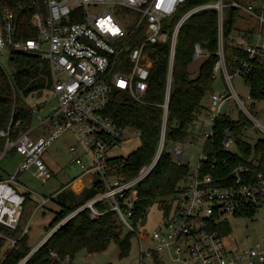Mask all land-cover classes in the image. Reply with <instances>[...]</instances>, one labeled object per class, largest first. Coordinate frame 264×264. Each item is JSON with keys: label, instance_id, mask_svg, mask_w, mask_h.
I'll return each instance as SVG.
<instances>
[{"label": "built area", "instance_id": "built-area-1", "mask_svg": "<svg viewBox=\"0 0 264 264\" xmlns=\"http://www.w3.org/2000/svg\"><path fill=\"white\" fill-rule=\"evenodd\" d=\"M185 1L3 0L5 10L0 18V65L1 58L6 55L10 58L14 54L39 55L50 65L52 88L49 94L56 98L57 105L50 116L39 123L38 126L45 129L38 139L31 136L33 127L22 133L16 141L10 140L11 125L7 131L0 132V138H6L4 150L0 152V162L13 150L22 157L16 173L0 180L2 227L15 230L22 219L26 196L15 187L18 185L17 177L30 171L35 177L50 179L52 173L44 156L57 139L71 132L78 138V145L84 149L76 159V165L81 170L80 176L95 175L90 187L100 177L103 180L101 185L107 191L86 203L70 217L89 208L92 210L91 217L97 218L100 213L94 208V204L112 199L115 204L113 210L118 211L126 226L134 230L120 208L118 199H122L129 208L134 207L138 197L135 187L150 175L164 151L178 35L183 23L196 13L206 10L217 13L219 60L214 66L213 76L216 78L218 74H222L232 93L210 94V108L203 118L200 117L193 124V131L199 129L205 140L213 138L217 118L223 114L226 103L234 98L240 113L250 121L251 128L253 124L256 129L264 132V127L256 121L249 106L241 100L232 85L234 76L246 78L250 74L251 65L245 62L231 74L225 56L227 10L233 9L238 12L239 28L242 18L240 13L243 12L259 21V29L255 26H241L242 29L231 36L230 45L246 51L251 61L264 62V0H260V12L252 5L243 4L244 0H216L196 6L182 16L169 36L164 29V20L173 16ZM100 6H106V9L99 14L91 13V9ZM16 10L23 15H17ZM128 10L136 15L132 22L121 25L120 20ZM28 21L32 22V26L29 24L27 27ZM138 28H144V36L137 46H132V35ZM33 33V37H24ZM167 41H170L169 74L165 101L161 105L164 113L163 128L155 158L133 179L128 180L123 174L111 175L115 166L110 164V160L116 159L112 153L129 129L118 127L106 116L112 93L122 91L143 102L153 65L146 48L148 45ZM204 55L200 44H196L195 59ZM248 87V99L252 102L253 85L248 82ZM37 113L35 111L36 115ZM37 117L41 119L40 116ZM134 132L140 137L138 131ZM233 141L231 132L227 131L223 141L224 149L227 150ZM77 148L74 145L70 150L76 152ZM173 152L175 160L179 164L184 163L185 145H174ZM208 161V155L203 153L197 166L192 169L189 180L173 198L172 209L168 215H164L160 229L150 236H142L138 232L141 244L140 264H144L146 257L155 260L159 252L172 249L178 256L176 260L182 264H264V239L250 248L228 251L223 236L216 229L228 215L234 216L246 208L264 207V176H254L252 167L239 165L228 175L215 178L210 173H203V166ZM119 162L124 164L123 159ZM217 163L218 160L213 159L210 171L215 170ZM129 190H132V194L126 198L125 193ZM7 239L12 245L17 241ZM149 240L151 244L144 248L143 242ZM52 256L56 257V254L52 253ZM62 264L69 263L66 261Z\"/></svg>", "mask_w": 264, "mask_h": 264}, {"label": "trees", "instance_id": "trees-1", "mask_svg": "<svg viewBox=\"0 0 264 264\" xmlns=\"http://www.w3.org/2000/svg\"><path fill=\"white\" fill-rule=\"evenodd\" d=\"M215 1L186 0L173 16L164 20V29L171 36L175 25L186 12L196 6ZM4 10V2L0 0V18ZM227 12L225 56L230 73L234 74L243 63H249L252 70L246 80L253 85L251 91L253 101L264 100V62L255 63L249 59L246 51L230 45L231 36L236 31H240V28L237 22L238 12L233 9H228ZM16 14L23 15L19 10H16ZM29 24L32 26V22H26L27 27ZM33 36H35L34 33L24 35L25 38ZM143 36L144 28H138L132 35L131 45L137 46ZM196 44H200L204 50L205 62L194 75L190 69L195 60ZM218 50L216 11L206 10L196 13L183 23L176 46L165 145H185L191 138L197 139L194 136L193 124L209 110L203 106L202 101L206 95L214 93L212 91L215 79L213 75L214 66L219 60ZM146 52L153 65L143 102L135 100L128 93L114 91L105 112L118 127L129 128L140 133V146L135 152L127 158L110 160V164L115 166L111 175L123 174L128 180L137 177L145 166L153 162L163 128L164 113L161 105L166 96L170 41L148 45ZM11 63L13 65L11 74L6 73L0 65V132L7 131L11 125L10 140L16 141L22 133L33 127L35 111L42 108L41 104L35 107L27 103L26 99L32 95L41 96L44 92L49 93L52 88V77L49 63L37 54H14L11 57ZM240 116L239 120H233L226 114H221L217 118L215 135L206 140L203 148V153L209 157V161L203 166V173H210L215 178H220L228 175L239 165H248L254 170V176L258 174L264 176V138L259 139L255 144L243 140L244 131L251 124L242 113ZM227 131H230L235 139L239 153L234 154L224 149L223 141ZM5 144L6 138H0V152L4 150ZM12 152L16 153L15 150ZM215 158L218 163L215 170L210 171ZM121 159L124 161L123 165L118 163ZM191 171L188 164H179L172 154L163 151L150 175L135 187L138 197L134 207L129 208L122 199H118L120 208L127 215L134 230L126 226L118 211L113 210L115 204L112 199H104L94 204V208L100 213L97 218L91 217L92 210L89 208L70 217L86 203L107 191L106 187L101 185L103 180L100 177H97L93 185L81 194L69 191L65 186L48 201L58 205L60 210L55 213L46 232L48 234L58 225L61 226L32 255L30 254L33 248L29 245L28 233H24L21 225L15 230L3 227L9 231L8 235L17 241L5 250L10 241L0 235V257L4 253L0 264H62L66 261L73 264L79 252L100 254L106 252L111 244H116L120 258H125L131 252L132 239L135 236L139 239V225L146 222L148 209L155 203H160L165 214L168 215L173 206V198L185 186ZM3 179L5 178L0 176V180ZM131 194L132 190H129L125 193V197L128 198ZM25 196L26 204L30 195ZM39 205L40 202L36 206ZM46 205H42L41 208H45ZM257 210L246 208L237 212L234 217H253ZM68 217L70 218L63 222ZM216 229L222 236L229 235L231 232L227 220L219 223ZM124 230L127 233H124ZM52 253H55L56 257H53ZM158 259L156 255L155 260L158 261Z\"/></svg>", "mask_w": 264, "mask_h": 264}, {"label": "rangeland", "instance_id": "rangeland-1", "mask_svg": "<svg viewBox=\"0 0 264 264\" xmlns=\"http://www.w3.org/2000/svg\"><path fill=\"white\" fill-rule=\"evenodd\" d=\"M243 4L246 6H254L260 12V0H244ZM106 9V6H100L96 9H91V13L99 14ZM126 16L120 20V24L124 25L128 22H132L136 13L133 11H125ZM241 21L240 25L247 27L255 26L256 29H259V21L247 14L241 12ZM240 28L242 29V27ZM205 55L199 59H195L191 66V72L195 75L198 73L201 65L205 62ZM11 58L6 55L1 58V67L2 69L11 74L13 71V65L11 63ZM232 85L234 86L235 91L239 95L242 101H244L250 108V111L253 117L258 123L264 127V100L261 101H250L248 95L250 93L248 82L245 77L234 76L232 80ZM212 91L214 93L222 94L227 92L228 94L232 93L228 83L224 80L222 74H218L214 79ZM27 103L31 105L41 104L42 108L38 110L37 115L35 116V121L31 136L34 139L41 137L44 132L45 127H39V123L46 119L54 108L57 105L56 98L44 92L43 95H32L26 99ZM202 104L205 108L209 109L210 95H206L203 98ZM223 114L230 116L233 120H239L241 117L240 108L237 101L232 98L230 99L223 108ZM206 114L203 113L201 118ZM37 116H40L38 118ZM200 118V119H201ZM49 127V125H46ZM252 127H247L243 134V140L249 141L251 144H255L259 139L264 138V132L262 129H256V125ZM194 136L197 139L191 138L185 144V159L184 163L188 164L191 169H194L199 163L201 157L203 156V148L206 143V140L203 137V134L199 129L194 133ZM78 138L71 132L63 134L59 139H57L52 146L49 148L47 153L44 156V160L47 162L49 167L52 169V177L50 179H41L35 177L32 172L27 171L21 173L16 180L18 185L27 191L26 194H29V200L24 206V213L19 225L24 228V233H28L29 245L35 249L41 241H43L48 235L46 228L48 227L51 220L54 218L55 213L60 210L59 206L56 204L48 203L45 208L36 209V205L39 202L43 205L44 200L51 199V196L58 194L65 186L69 191L70 182L76 177L81 175V170L76 165V159L78 156H81L83 150L81 146L78 145ZM77 146V151L72 152L70 150L71 146ZM140 146V137L132 129L126 131L121 144L116 147L112 153L116 158H127L133 152H135ZM173 144L165 145V152L170 153L174 156ZM227 150L231 153H239L237 144L234 141L230 144ZM22 157L14 152L8 153L3 160L0 162V176L10 178L12 177L20 165ZM93 176V177H92ZM90 177L94 178L95 175L90 174ZM15 187H17L15 185ZM75 192V191H74ZM37 210V211H36ZM165 212L161 207L160 203H155L148 209L146 222L139 225V231L144 235H152V233L162 226L164 220ZM231 227V232L229 235H224V243L228 251H235L239 248L245 247L250 248L255 245L256 242L264 239V207H261L257 210L253 217H234L226 216L225 219ZM222 220V221H223ZM221 221V222H222ZM3 230V231H1ZM9 231L3 228L0 225V234L4 235L6 238L13 239L12 236L8 235ZM124 233H127L124 230ZM151 244V241L143 242L144 248L148 247ZM11 245V242L7 244L5 250ZM140 241L135 236L132 239V249L130 254L125 258H120L119 248L116 244H111L106 252L100 254H88L86 251L79 252L73 264H140ZM4 253L0 257V260L3 258ZM158 261L146 257L143 261L144 264H182L178 262L176 258L178 257L175 250H164L158 253ZM158 262V263H157Z\"/></svg>", "mask_w": 264, "mask_h": 264}, {"label": "crops", "instance_id": "crops-1", "mask_svg": "<svg viewBox=\"0 0 264 264\" xmlns=\"http://www.w3.org/2000/svg\"><path fill=\"white\" fill-rule=\"evenodd\" d=\"M205 114H206V112H205ZM45 163L47 164V162L45 161ZM47 166L49 167V165L47 164ZM49 169H50V171H51V173H53L52 172V169L49 167ZM5 179H7L6 177H4ZM92 184V177H90L89 175H83V176H78V177H76L74 180H72L71 181V183L69 184L70 186H71V188L70 189H72L73 191H75V193H77V194H81L86 188H89L90 187V185ZM17 189H18V191L20 192V193H22V194H24V195H26V193H25V191H27L26 189L24 190L22 187H21V185H17V187H16ZM48 201H49V199H47L46 200V202L44 203L45 205L46 204H48ZM43 204V205H44ZM41 206H42V204H41V202H40V205L38 206V207H36V209H39V208H41ZM37 211V210H36ZM51 232V231H50ZM49 232V233H50ZM49 233H48V235H49ZM47 235V236H48ZM47 236H46V238H47ZM46 238L43 240V241H41V243L35 248V249H37L45 240H46ZM34 250V249H33Z\"/></svg>", "mask_w": 264, "mask_h": 264}, {"label": "water", "instance_id": "water-1", "mask_svg": "<svg viewBox=\"0 0 264 264\" xmlns=\"http://www.w3.org/2000/svg\"><path fill=\"white\" fill-rule=\"evenodd\" d=\"M70 217H68L66 220H68ZM66 220H64L63 222H65ZM54 233V231L52 230L50 233H49V235L47 236V238H46V240L37 248V249H34V250H32V252H31V254L30 255H32V254H34L51 236H52V234Z\"/></svg>", "mask_w": 264, "mask_h": 264}]
</instances>
